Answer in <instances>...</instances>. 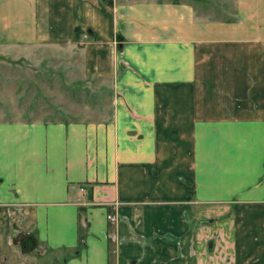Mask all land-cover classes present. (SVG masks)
<instances>
[{"label":"crops","instance_id":"0c3cea01","mask_svg":"<svg viewBox=\"0 0 264 264\" xmlns=\"http://www.w3.org/2000/svg\"><path fill=\"white\" fill-rule=\"evenodd\" d=\"M26 63L112 114L0 121V264H264V0H0Z\"/></svg>","mask_w":264,"mask_h":264},{"label":"rangeland","instance_id":"374dc122","mask_svg":"<svg viewBox=\"0 0 264 264\" xmlns=\"http://www.w3.org/2000/svg\"><path fill=\"white\" fill-rule=\"evenodd\" d=\"M15 75L16 82L7 81ZM0 121L106 120L112 114V91L101 78L80 79L61 68L0 67ZM3 81V82H1Z\"/></svg>","mask_w":264,"mask_h":264},{"label":"water","instance_id":"95a60500","mask_svg":"<svg viewBox=\"0 0 264 264\" xmlns=\"http://www.w3.org/2000/svg\"><path fill=\"white\" fill-rule=\"evenodd\" d=\"M36 246V242L33 239V237L31 235L27 236L24 240H23V249L25 251H30L32 250L34 247Z\"/></svg>","mask_w":264,"mask_h":264},{"label":"trees","instance_id":"16d2710c","mask_svg":"<svg viewBox=\"0 0 264 264\" xmlns=\"http://www.w3.org/2000/svg\"><path fill=\"white\" fill-rule=\"evenodd\" d=\"M80 35H81V29L80 28H77V39L80 38Z\"/></svg>","mask_w":264,"mask_h":264}]
</instances>
